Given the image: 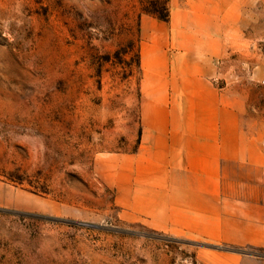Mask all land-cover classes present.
Returning <instances> with one entry per match:
<instances>
[{"label": "rangeland", "instance_id": "obj_1", "mask_svg": "<svg viewBox=\"0 0 264 264\" xmlns=\"http://www.w3.org/2000/svg\"><path fill=\"white\" fill-rule=\"evenodd\" d=\"M145 20L169 52L175 28L204 39L264 137V0H0V264H264L238 229L159 227L102 178L140 140Z\"/></svg>", "mask_w": 264, "mask_h": 264}, {"label": "crops", "instance_id": "obj_2", "mask_svg": "<svg viewBox=\"0 0 264 264\" xmlns=\"http://www.w3.org/2000/svg\"><path fill=\"white\" fill-rule=\"evenodd\" d=\"M154 25L145 20L141 29L139 143L110 156L102 178L128 213L159 227H214L216 220L238 229L227 242L264 244L260 128L246 125L245 109L214 81L204 39L195 49L178 38L190 30L175 28L185 49L169 52L166 31Z\"/></svg>", "mask_w": 264, "mask_h": 264}]
</instances>
